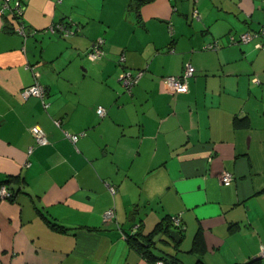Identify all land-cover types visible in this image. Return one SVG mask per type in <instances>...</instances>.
Returning a JSON list of instances; mask_svg holds the SVG:
<instances>
[{
	"label": "crops",
	"instance_id": "0c3cea01",
	"mask_svg": "<svg viewBox=\"0 0 264 264\" xmlns=\"http://www.w3.org/2000/svg\"><path fill=\"white\" fill-rule=\"evenodd\" d=\"M19 1L18 21L14 0L0 12V264H153L131 240L159 224L148 249L179 264H264V49L228 44L264 23V0ZM62 21L73 35L45 31ZM120 53L144 69L131 93ZM187 64L181 90L164 82ZM29 65L45 101L20 97ZM175 215L178 242L163 232Z\"/></svg>",
	"mask_w": 264,
	"mask_h": 264
},
{
	"label": "built area",
	"instance_id": "2783aa9c",
	"mask_svg": "<svg viewBox=\"0 0 264 264\" xmlns=\"http://www.w3.org/2000/svg\"><path fill=\"white\" fill-rule=\"evenodd\" d=\"M11 0H4V2L2 3L1 7H0V12L3 13V11L9 7L8 2ZM58 2H61V0H57ZM194 2L196 0H193ZM22 6L19 2V0H14V4L12 6V11L13 14L15 13L17 15V17H19L21 15V9ZM193 15H197V10H194ZM16 31L22 35H26V31H25V26L24 24L20 21L19 24L16 26ZM47 31L51 32V33H59L63 36H67L70 33H72V29L69 25V23H65V22H56V23H52L47 27ZM262 37V38H260ZM251 39H260L257 40L255 43V46L259 49H264V23H262V25L259 28V31H245V32H241L238 35H234L231 34L228 36V44H235V43H246L248 41H250ZM103 42V38L102 37H97L96 40L92 43V45L90 46V48L86 51V56L88 59L95 61L98 60L101 55H102V49L100 47L101 43ZM208 48H216L218 47L217 41H214L211 44L207 45ZM125 57L124 54H122L119 58V62L118 65L120 67V71L118 73V78L119 81L121 83V85L123 86V88L127 91L130 92L132 90V87L139 81V79L141 78V76L144 73V69H137V70H131L128 68H124L122 66V62L124 61ZM121 63V64H119ZM35 77V81L30 84L27 85L25 87H23L20 90V97L22 99H26L29 96L33 95V96H37L40 98H44L45 96V88L42 84H40L37 80L38 76H39V72L36 70L32 71ZM194 73V67L190 64H187L181 71L180 74H169L166 75L164 77V82L170 86L173 87L176 91H179L183 88L184 85V80L187 77L192 76ZM44 105L46 106V103L44 102ZM97 112L99 115H104L105 114V108L101 105H99L97 107ZM55 123L58 125L60 122L59 120H55ZM31 131L34 135L35 141L38 144H46L48 143V139L45 135L44 130L38 126V125H34L31 127ZM65 135L67 137H69V139L72 142H75L78 138V134H70L68 132H65ZM32 151V146H29L27 149V154L31 153ZM234 176L231 172L229 171H223L222 173L219 174V180L223 183L228 185L229 183H231V181L233 180ZM111 190H114L113 187H110ZM1 195L3 196H10V192L7 189H2L1 191ZM113 208H108L104 213H103V218L104 219H109L113 216ZM171 221L173 222V224H175L176 226H180L181 224V219L179 215H175L171 218ZM260 256L264 257V244H262L260 246ZM154 264H165L162 260H157Z\"/></svg>",
	"mask_w": 264,
	"mask_h": 264
},
{
	"label": "trees",
	"instance_id": "16d2710c",
	"mask_svg": "<svg viewBox=\"0 0 264 264\" xmlns=\"http://www.w3.org/2000/svg\"><path fill=\"white\" fill-rule=\"evenodd\" d=\"M133 1V6L135 7V9H137L142 3H144V2H148V1H150V0H132ZM20 2V1H19ZM14 16L17 18V21L19 20V18H20V16L19 17H17V15L14 13ZM65 23H68V22H65ZM69 25H70V23H69ZM262 25V23L259 25V27L258 28H256V29H253V30H251V32H254V31H259V28H260V26ZM70 27H71V25H70ZM16 26L14 27V29H13V31L15 32V33H18L17 31H16ZM45 31L46 32H48V33H51V32H49V31H47V27L45 28ZM76 31V30H75ZM18 34H20V33H18ZM57 34H59V33H57ZM74 34V30H72V33H70L69 35H67V36H70V35H73ZM22 35V34H21ZM59 35H61V34H59ZM23 36H25V35H23ZM61 36H63V35H61ZM63 37H66V36H63ZM103 38V37H102ZM260 38H262V37H260ZM96 40V39H95ZM94 40V41H95ZM254 40H260V39H254ZM93 41V42H94ZM92 42V43H93ZM213 42V41H212ZM92 43L89 45V47L86 49V51L90 48V46L92 45ZM103 44H104V38H103V42L101 43V45H100V47H101V49H102V55H101V57L104 55V50H103ZM217 44H218V47H216V48H213V49H217V48H219V46H220V44L217 42ZM236 44H240V43H236ZM86 51H85V55H86ZM123 53H120V55L118 56V58H117V62H119V58H120V56L122 55ZM124 62H125V59H124V61L122 62V66L125 68H128L127 66H125V64H124ZM119 64H121V63H119ZM28 68L31 70V71H33V70H36L34 67H31V65H29L28 66ZM128 69H130V68H128ZM138 69H142V68H138ZM131 70H133V69H131ZM135 70H137V69H135ZM37 71V70H36ZM180 74V73H179ZM194 74V73H193ZM39 82V81H38ZM40 83V82H39ZM41 84V83H40ZM44 86V85H43ZM123 87V86H122ZM45 88V87H44ZM124 89V88H123ZM45 90H46V88H45ZM124 91L125 92H127L125 89H124ZM127 93H131V91L130 92H127ZM45 95H46V92H45ZM37 97V96H36ZM40 98V97H39ZM44 98H45V96H44ZM44 98H41V99H43V101H45L44 100ZM22 99V98H21ZM22 100H24V99H22ZM99 106V105H98ZM97 106V107H98ZM102 106V105H101ZM97 107H96V113H97V115H99L98 114V112H97ZM105 114H106V111H105ZM104 114V115H105ZM104 115H99L100 117H103ZM60 124V123H59ZM29 130H30V132L32 133V131H31V126L29 127ZM84 133V132H83ZM83 133H80V134H83ZM32 135H33V133H32ZM46 135V134H45ZM34 136V135H33ZM47 137V136H46ZM38 144V143H37ZM39 145H45V144H39ZM33 148V147H32ZM27 149H28V147H27ZM26 152H27V150H26ZM30 154V153H29ZM230 172V171H229ZM9 192H10V196H9V198H11L13 195H14V193L11 191V190H9V189H7ZM106 211V210H105ZM104 211V212H105ZM173 216H171V217H169V219L168 220H166V223H165V227L163 228V232H165V233H168V230L169 229H174V228H172L171 226H173V227H175V228H179V229H181L180 228V226H176L175 224H173V222L171 221V218H172ZM171 225H170V224ZM159 228H160V224L159 225H157L156 226V228L155 229H153L150 233H148V234H146V235H142V237H144L146 240L143 242V243H140V241L138 240H136V239H134V240H131V243H132V245L133 246H135L136 247V249L141 253V254H143V255H146L147 257H148V259L154 264L157 260H162L165 264H166V262H169V264H179L177 261H176V257H173V256H166L165 254L164 255H162V254H155V253H153V251L152 250H150V249H148L149 247H151V246H154L155 245V240L153 239V237H154V234L159 230ZM132 237H134V236H132ZM196 237H198V235L197 236H195V239H194V243H197L198 242V238H196ZM253 263V262H252ZM168 264V263H167ZM197 264H203L200 260L199 261H197ZM244 264H251L250 262H248V263H244Z\"/></svg>",
	"mask_w": 264,
	"mask_h": 264
},
{
	"label": "water",
	"instance_id": "95a60500",
	"mask_svg": "<svg viewBox=\"0 0 264 264\" xmlns=\"http://www.w3.org/2000/svg\"><path fill=\"white\" fill-rule=\"evenodd\" d=\"M167 235L174 239L176 242L179 241V232L176 229H169Z\"/></svg>",
	"mask_w": 264,
	"mask_h": 264
}]
</instances>
